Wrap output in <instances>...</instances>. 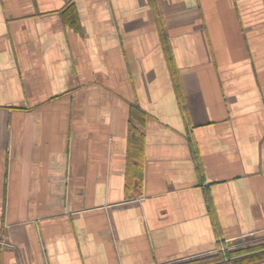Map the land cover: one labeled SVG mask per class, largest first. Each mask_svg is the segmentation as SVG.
Instances as JSON below:
<instances>
[{"label":"crops","instance_id":"crops-1","mask_svg":"<svg viewBox=\"0 0 264 264\" xmlns=\"http://www.w3.org/2000/svg\"><path fill=\"white\" fill-rule=\"evenodd\" d=\"M0 264H264V0H0Z\"/></svg>","mask_w":264,"mask_h":264},{"label":"rangeland","instance_id":"rangeland-1","mask_svg":"<svg viewBox=\"0 0 264 264\" xmlns=\"http://www.w3.org/2000/svg\"><path fill=\"white\" fill-rule=\"evenodd\" d=\"M248 240V239H247ZM254 241H252V240H248L247 242L246 241H244L243 243H240L239 245H237L236 247H234V248H237V247H240V246H245V245H248L249 243H253Z\"/></svg>","mask_w":264,"mask_h":264}]
</instances>
